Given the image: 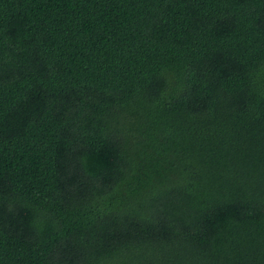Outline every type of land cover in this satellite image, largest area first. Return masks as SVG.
I'll list each match as a JSON object with an SVG mask.
<instances>
[{
	"label": "trees",
	"instance_id": "trees-1",
	"mask_svg": "<svg viewBox=\"0 0 264 264\" xmlns=\"http://www.w3.org/2000/svg\"><path fill=\"white\" fill-rule=\"evenodd\" d=\"M0 264H264V0H0Z\"/></svg>",
	"mask_w": 264,
	"mask_h": 264
}]
</instances>
